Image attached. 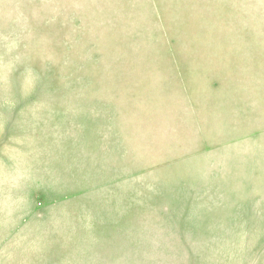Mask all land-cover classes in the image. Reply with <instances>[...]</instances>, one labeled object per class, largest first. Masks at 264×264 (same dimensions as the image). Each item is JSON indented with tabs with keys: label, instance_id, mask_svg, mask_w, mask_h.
Returning a JSON list of instances; mask_svg holds the SVG:
<instances>
[{
	"label": "rangeland",
	"instance_id": "374dc122",
	"mask_svg": "<svg viewBox=\"0 0 264 264\" xmlns=\"http://www.w3.org/2000/svg\"><path fill=\"white\" fill-rule=\"evenodd\" d=\"M0 264H264V0H0Z\"/></svg>",
	"mask_w": 264,
	"mask_h": 264
}]
</instances>
